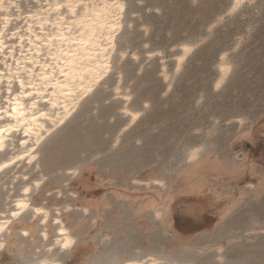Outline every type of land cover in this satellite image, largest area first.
Returning a JSON list of instances; mask_svg holds the SVG:
<instances>
[{
    "label": "rangeland",
    "instance_id": "374dc122",
    "mask_svg": "<svg viewBox=\"0 0 264 264\" xmlns=\"http://www.w3.org/2000/svg\"><path fill=\"white\" fill-rule=\"evenodd\" d=\"M124 1L112 72L43 141L35 164L16 170L25 183L42 176L32 201L74 235L51 254L66 264H264V0L231 12V0ZM182 44L192 49L173 74ZM222 55L231 67L216 86ZM117 71L138 112L130 124L113 96ZM12 170L0 173V211L24 182L11 183ZM30 215L8 226L0 264L48 256L50 231L42 241L35 221L21 232Z\"/></svg>",
    "mask_w": 264,
    "mask_h": 264
},
{
    "label": "bare ground",
    "instance_id": "6f19581e",
    "mask_svg": "<svg viewBox=\"0 0 264 264\" xmlns=\"http://www.w3.org/2000/svg\"><path fill=\"white\" fill-rule=\"evenodd\" d=\"M22 1L0 0V173L13 168L11 183L17 178L25 180L24 171L16 172L17 168L35 164L43 141L69 120L112 72L111 60L126 10L124 0H30L24 10ZM231 1L230 12L250 0ZM127 27H131L130 22ZM191 49L190 44L181 45L173 74ZM126 53L119 51V62ZM225 58L222 55L218 61L216 86L230 71ZM161 73L164 79L170 78L164 66ZM113 96L120 97L121 113L127 115L128 124L133 123L138 112L128 107L131 97L127 89H121L118 71ZM195 156L196 150L188 154L190 160ZM41 181L42 176L24 181L16 196L11 199V192L6 195L5 208L0 211V250L8 226L29 210L30 222L21 232H33L36 221L41 240L47 239L49 231L52 239L46 246L48 256L26 264H66L51 251L69 250L74 235L57 211L50 217L48 208L32 201ZM114 264L168 263L147 256Z\"/></svg>",
    "mask_w": 264,
    "mask_h": 264
},
{
    "label": "snow or ice",
    "instance_id": "6c2138e0",
    "mask_svg": "<svg viewBox=\"0 0 264 264\" xmlns=\"http://www.w3.org/2000/svg\"><path fill=\"white\" fill-rule=\"evenodd\" d=\"M14 215H15V213H14Z\"/></svg>",
    "mask_w": 264,
    "mask_h": 264
}]
</instances>
